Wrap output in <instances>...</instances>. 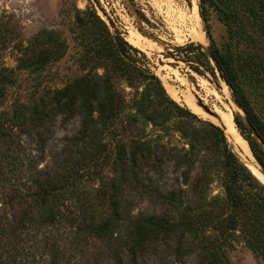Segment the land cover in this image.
I'll return each instance as SVG.
<instances>
[{
  "label": "trees",
  "instance_id": "16d2710c",
  "mask_svg": "<svg viewBox=\"0 0 264 264\" xmlns=\"http://www.w3.org/2000/svg\"><path fill=\"white\" fill-rule=\"evenodd\" d=\"M73 11L80 74L63 88L43 87L69 50L57 31L16 43L17 68L0 69V264H148L158 253L230 264L239 243L264 262V184L218 125L170 96L145 52L96 8ZM199 12L216 68L200 43L170 55L230 87L264 166V0H200ZM59 119L79 127L50 149Z\"/></svg>",
  "mask_w": 264,
  "mask_h": 264
},
{
  "label": "rangeland",
  "instance_id": "374dc122",
  "mask_svg": "<svg viewBox=\"0 0 264 264\" xmlns=\"http://www.w3.org/2000/svg\"><path fill=\"white\" fill-rule=\"evenodd\" d=\"M199 3L200 0H0V26H2L0 48H5L0 52V69L2 66L17 68L19 54L14 49L16 43L24 41L26 45L44 30L57 31L67 39L69 50L64 59L44 73L43 87L63 88L70 79L80 74L74 64V56L78 49L70 31V26L74 22L73 7L75 5L80 9L94 7L113 27V31L118 29L130 44L146 53L173 99L187 106L192 112H194L192 103L201 101L212 110L235 116L241 115V120L245 122V116L241 114L243 111L235 104L230 88L220 79L218 73H216L217 79L210 74H206L205 77L199 76L186 63L177 61L170 55L178 47H184L189 43H200L205 50L209 49L210 42L206 37L200 16ZM210 25L214 41L221 45L227 34L215 13L211 14ZM18 76L21 80H30L26 71L18 72ZM24 86L26 87L27 84ZM254 107L259 114H264L261 104H254ZM197 115L215 123L209 114ZM78 127V120L63 124L59 119L56 134L50 141L49 148L54 149L56 145H60L62 140L72 136ZM231 147L248 167L246 162L248 157L246 158L244 151L237 144ZM49 152L50 150L48 155ZM48 162L47 158L44 165ZM257 166L263 173L261 166L259 164ZM213 191L214 194L220 191L218 185L213 186ZM139 208L148 209L149 204L141 203ZM137 213L136 210L135 214ZM227 252L230 264H264L263 261L257 260L243 243L228 249ZM165 258L163 253L152 255L148 264L173 262L167 263ZM173 264H195V258L187 257L182 262Z\"/></svg>",
  "mask_w": 264,
  "mask_h": 264
},
{
  "label": "bare ground",
  "instance_id": "6f19581e",
  "mask_svg": "<svg viewBox=\"0 0 264 264\" xmlns=\"http://www.w3.org/2000/svg\"><path fill=\"white\" fill-rule=\"evenodd\" d=\"M172 91V89L170 90ZM172 93V92H171ZM174 94V93H173ZM189 101V100H188ZM192 102V100H191ZM192 109L195 113L197 114H203V116H207L208 114L201 109L198 104L194 101V103H192ZM240 109V108H239ZM238 109V110H239ZM241 111V110H239ZM217 114L219 115V119L213 117L216 125H218L222 131L224 132L225 136L227 137L229 143L231 146H234V144H237L242 151H244V154L247 158L246 162L248 167L250 168V170L262 181L264 182V172H261V169L258 168L257 164H259L257 162V160L254 158L250 148H249V144L242 138V136L239 134V132L236 129V125L234 122V118L233 115L231 113H221L220 111H216ZM237 112V110H236ZM240 114V113H239ZM241 114L244 115V113L241 112ZM241 116V115H240ZM224 125H226L228 127V130L226 131L224 128Z\"/></svg>",
  "mask_w": 264,
  "mask_h": 264
},
{
  "label": "water",
  "instance_id": "95a60500",
  "mask_svg": "<svg viewBox=\"0 0 264 264\" xmlns=\"http://www.w3.org/2000/svg\"><path fill=\"white\" fill-rule=\"evenodd\" d=\"M204 51L206 52V54L208 55V57L210 58V60L212 61V63H213V65H214V67L216 68V64H215V61H214V58H213V56L211 55V53H210V51L209 50H205L204 49ZM226 84V83H225ZM229 87V86H228ZM230 88V87H229ZM197 104H198V106L201 108V109H203L207 114H209L210 116H212V117H215V118H218L219 119V115L217 114V112H216V110H212L211 108H209L208 106H206L203 102H201V101H197ZM235 104H236V102H235ZM240 108V107H239ZM242 111H243V113H244V116H245V122H244V124L249 128V129H252L251 128V126H250V124H249V122H248V120H247V114L245 113V111L242 109V108H240ZM233 117H234V122H235V115H233ZM239 117H241V116H239ZM235 125H236V123H235ZM236 127H237V125H236ZM224 128H225V130L227 131L228 130V127L226 126V125H224ZM247 142V141H246ZM254 156V155H253ZM255 158V157H254ZM256 159V158H255ZM257 160V159H256ZM257 162L259 163V165L261 166V168L263 169V171H264V166L257 160ZM251 171V170H250ZM253 173V172H252ZM253 175L259 180V181H261L254 173H253ZM262 182V181H261ZM263 184H264V182H262Z\"/></svg>",
  "mask_w": 264,
  "mask_h": 264
}]
</instances>
